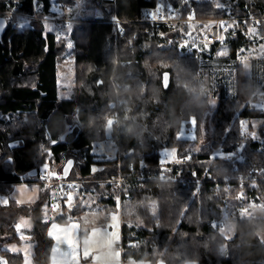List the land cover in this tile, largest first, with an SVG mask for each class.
<instances>
[{"label": "trees", "instance_id": "1", "mask_svg": "<svg viewBox=\"0 0 264 264\" xmlns=\"http://www.w3.org/2000/svg\"><path fill=\"white\" fill-rule=\"evenodd\" d=\"M35 1L45 5L39 11L42 17L52 0H0V17L6 20L0 31V192L10 195L15 185L39 184L34 203L0 206V261L23 263V254L7 245L21 242L18 222L30 216L34 263L48 264L50 225L79 219L88 209L83 201L90 199L108 215L120 214L126 260L264 264V128L260 139L242 131L244 120L264 119L257 105V93L264 90H259L264 59L254 61L258 80L238 60L243 49L264 40V0H229L223 6L206 0H162L178 20L160 24L143 21L158 0H91L100 16L77 18L68 39L59 35L57 24L42 19L30 20L25 30L16 27L15 15H31ZM56 2L73 7L76 0ZM191 9L207 19H228L231 10L238 22L221 31L224 39L185 44L178 28L189 20ZM251 26L258 27L262 40H250ZM67 40L75 80L71 96L60 98ZM224 44L229 55L217 58ZM204 61L233 62L231 86L217 80L214 88L206 87ZM164 73L169 74L167 88ZM209 113V142L201 144ZM193 119L196 138L191 142L179 134ZM110 140L107 152L96 151V145ZM165 148L175 149L179 161L161 162ZM218 150L236 157L214 156ZM70 159L74 164L69 176L60 179ZM46 167L55 182L79 181L78 191L72 192L74 206L68 208L64 200L61 212L48 219L44 209L53 203L57 184L43 186L38 173ZM228 175L245 184L235 181L227 187ZM251 199L258 208L238 209ZM226 211L236 221L230 239L210 226L223 222Z\"/></svg>", "mask_w": 264, "mask_h": 264}, {"label": "rangeland", "instance_id": "2", "mask_svg": "<svg viewBox=\"0 0 264 264\" xmlns=\"http://www.w3.org/2000/svg\"><path fill=\"white\" fill-rule=\"evenodd\" d=\"M206 1H214L215 3L219 4L220 6H223L226 4V1L229 0H206ZM161 6L163 7L164 11L166 13H168L169 10H166L164 8L163 3H161ZM61 7V9H60ZM45 8V7H44ZM42 8V9H44ZM39 11L40 8L37 10V15L39 16ZM148 12H153V10H147ZM62 12H64L62 14ZM230 13V16L228 17L224 28V31L228 32L230 29H233V27L237 24L238 22V18H235L232 14H231V10L228 11ZM145 14V13H144ZM175 15V14H174ZM172 16L170 18V16L166 15V18H168V21H164V22H160V23H173L175 22V20H178L177 17ZM45 16V17H43ZM43 20L45 22V24H50V23H55L57 24L58 27V32L59 35L61 37H66L68 39L69 33H70V29L72 27V24L74 23V21L81 17V18H87V17H98L100 16V12L95 8L94 4L92 3L91 0H76L75 5L69 6V5H64V4H57L56 0H52V4L49 7V11L47 13H45L43 15ZM193 16V19H188L186 22H184V25H181L178 30L184 34L185 37V41L184 43H189V44H195L196 46L201 44H207V39L205 37V35L207 34L206 32L208 31V29L213 25L214 23V18H198L196 17L194 14L191 15ZM19 17L21 19H25L24 16L19 15ZM175 17V18H174ZM256 29H258V27H252L250 28L249 32L247 35L250 36V40H252L251 37H256L258 40H262V35L260 33H258L256 31ZM194 32V34H193ZM223 33L221 35V39L223 38ZM190 36L192 38H190ZM68 44H71V42L69 40H67V54L63 60V62L60 65V71H59V85H60V90H59V96L60 98H66V97H70L71 93H72V89L74 86V80H75V67H74V59L71 55V48H72V44L71 47H68ZM224 47L221 50H228V46L227 45H223ZM226 52H221L219 54V56H217V52H216V57H222L223 55H226ZM229 55V54H228ZM228 57V56H227ZM261 59H264V40H262V42H260L257 45H253L251 46L249 49H243L242 53H239L238 55V60L240 61L241 65H243V69L249 74V75H256V79L258 80V72H254L255 70V60L261 61ZM205 63L206 69H205V86L206 87H212L214 88V86L217 84V80L219 81H223L225 84H229V86H231L232 82H233V67L232 64L233 62H228V63H214L212 62V64H210L209 62H203V64ZM209 65H212L213 68L210 69ZM262 65V64H261ZM213 70V71H211ZM131 73H133V70H130ZM211 71V72H210ZM260 76H263V68H261V72H260ZM210 77V80H209ZM264 84H261V87L259 85V90L260 88H263ZM258 95V93H257ZM257 105L259 107L260 110H263L264 108V96H259V100L257 101ZM196 125L192 123L185 126L184 129L181 131V133L179 134V137L181 138H188L191 140V142H193V140L196 138V130H195ZM260 128H264V119H255V120H244L242 122V131L243 133L248 136L251 137L253 139H260ZM211 134V113H209L205 120H204V124H203V137L201 138V144H205L209 142V137ZM112 147V142L110 140V142L106 143V145L104 144H98L96 145V151L98 152H107L104 150L105 149H109ZM115 149H111L110 154H114ZM161 154V162L167 164V163H172V162H177L178 157L176 155V150L175 149H170V148H165L162 149L160 151ZM214 156H219V157H223L226 159H232L234 157H236V154L234 153H225L221 150H218L216 152V154ZM182 160V159H181ZM48 169V168H47ZM46 170V168L44 169ZM49 172V171H48ZM51 173V172H49ZM52 176H54L53 172L51 173ZM51 182H53V184H57L55 181L51 179H49ZM78 182L79 181H75ZM38 191V188H37ZM70 192V191H69ZM67 197H65V193L63 190H59V185L56 186V193L53 196V199L56 200V204L55 206H53V209H48L46 210V208L44 209V212L46 214V218H53L55 217L58 213L61 212V202L64 201L65 205L67 206V203L71 206L70 208H72L74 206V199H75V194L70 192L66 195ZM65 197V198H64ZM63 199V200H62ZM84 205H86L88 207V209L93 208V202L90 199H86L85 201H83ZM240 206L238 207L239 210H243V211H247V210H251L252 208H258L256 206V204L252 201V199L249 201V203L247 202L246 204H244L243 202H241L239 204ZM94 208H99V207H94ZM252 212L249 213V215H251ZM230 215V216H229ZM234 214H230L228 213V211L225 212L224 214V219H223V223L225 225V228L221 230L222 234L227 238L230 239L234 236L235 234V225H236V221L233 218ZM23 221L22 223H25L27 221L28 222V229L32 228V220L30 218V216H24L22 217ZM28 219V220H27ZM97 223V226L100 229H96L93 232V235H96V239H102V241L108 240V242H112V240H114L115 238H118L117 240V244H120L121 242V218H120V214L118 212H112L109 216H108V220H104V221H97L95 222ZM107 225V228L105 231H103L102 227H105ZM84 226V231H87L90 228V225L88 222H84L83 224ZM22 238H23V243L27 242V239L29 240V234L27 233V231H22ZM114 242V241H113ZM120 242V243H119ZM27 244V243H25ZM24 245V244H23ZM121 245V244H120Z\"/></svg>", "mask_w": 264, "mask_h": 264}, {"label": "crops", "instance_id": "3", "mask_svg": "<svg viewBox=\"0 0 264 264\" xmlns=\"http://www.w3.org/2000/svg\"><path fill=\"white\" fill-rule=\"evenodd\" d=\"M256 31L258 32V29H256ZM251 38L253 40H258L256 37ZM259 43L260 42H256L255 45ZM223 47L224 46L222 45L217 49V56H219L222 51H227V54L223 55L222 57L228 56L229 49L220 51V49ZM257 96H264V90L262 94H258ZM38 185V183L34 182L21 183L13 186L10 195L0 192V206H7L11 202L19 204L34 203L39 196V192L37 191ZM54 203L56 204V200H53V203L50 206H46V210L53 209V206H55ZM109 215L99 208H90L81 214L80 218H82V222L80 218H70L71 221L68 223H59L54 221L49 228V235L53 239V248L51 260L48 264H151L149 261H134L124 259L120 245L121 241L119 242L120 244H117L118 238H115L112 240V242H108L106 238L104 242L102 239H96V235H93V232L100 228L95 222L108 220ZM22 221L23 218L19 220L18 225L24 224V227L21 230L27 231L28 233L30 230L27 226L29 221L25 223H22ZM84 222H88L90 225V228L87 231H84ZM102 228L103 231H105L107 225ZM21 230L18 232L21 242L10 243L7 245V249L13 253H22L24 256V261L22 264H35L33 260L34 244L28 239L27 242H25L27 244L23 243ZM66 234L71 237V243H68V241L65 239ZM77 256L79 259H77ZM158 264L164 263L159 262Z\"/></svg>", "mask_w": 264, "mask_h": 264}, {"label": "built area", "instance_id": "4", "mask_svg": "<svg viewBox=\"0 0 264 264\" xmlns=\"http://www.w3.org/2000/svg\"><path fill=\"white\" fill-rule=\"evenodd\" d=\"M161 3H162V0H158L157 2V6L155 9H153V12H148L146 11L144 16H143V21H146V22H151V23H156V24H160V22H164V21H168L169 19L166 18L165 14L170 16V18L174 15L173 11L172 10H169L168 13H166L163 9V7L161 6ZM34 11L31 15H24V14H16L15 17H16V27L20 30H25L28 26H29V22L30 20L32 19H42L43 20V17H40L37 15V10L40 8V10L42 8L45 7L44 4H38L36 1H35V5H34ZM61 9V7H60ZM49 11V10H48ZM64 12H62L63 14ZM194 14V11L193 9H191L190 11V16ZM19 15L21 16H24L26 20L24 19H21L19 17ZM115 23H119L118 20H114ZM226 22H227V19L225 18H217L214 20V23L213 25L208 29V31L206 32L207 34L205 35L206 39H207V42L209 43H212V42H216V41H219L221 39V31L225 28H222L221 25L223 24L224 26L226 25ZM263 111H264V108H263ZM50 173L46 170H41L39 171L38 173V178L44 180L43 181V186L44 187H47L51 184H53V182H51L49 180V175ZM23 180L27 179V176L24 175L23 177ZM237 181V183H239L240 185H244L245 184V180L244 179H238V180H235L232 176L228 175L225 177V180H224V183L226 184L227 187L230 186V183L231 182H235ZM57 185H59V190H63L64 193H67V192H76L78 191L79 189V183L78 182H70V181H59V182H56ZM69 185H71V187H68ZM259 206H261L259 204ZM210 226L213 227V228H216V229H219V230H222L225 228V225L223 222H216V221H213L210 223Z\"/></svg>", "mask_w": 264, "mask_h": 264}, {"label": "water", "instance_id": "5", "mask_svg": "<svg viewBox=\"0 0 264 264\" xmlns=\"http://www.w3.org/2000/svg\"><path fill=\"white\" fill-rule=\"evenodd\" d=\"M6 26V20L3 17H0V31H3V29ZM163 84L164 88H167L169 85V74L164 73L163 75ZM73 160L70 159L67 161V163L64 165L62 173L59 175L60 179H66L69 176V173L73 167Z\"/></svg>", "mask_w": 264, "mask_h": 264}, {"label": "snow or ice", "instance_id": "6", "mask_svg": "<svg viewBox=\"0 0 264 264\" xmlns=\"http://www.w3.org/2000/svg\"><path fill=\"white\" fill-rule=\"evenodd\" d=\"M219 7V5H217ZM189 19H193V16H189ZM222 28H224L225 26L222 24L221 25ZM68 47H71V44H68ZM111 123V122H110ZM193 125L195 124V120L193 119L192 121ZM46 171H48L47 167H46ZM93 171H95V169H93ZM68 187H71V185H69ZM7 203V202H6ZM5 203V204H6ZM67 207L70 208L71 206L67 203ZM24 227V224H20V225H17V229H18V232ZM65 239L68 241V243H71L72 240H71V237L68 236L67 234L65 235ZM87 258V256H86ZM77 259H79V257L77 256ZM0 264H5V262L3 261H0Z\"/></svg>", "mask_w": 264, "mask_h": 264}]
</instances>
